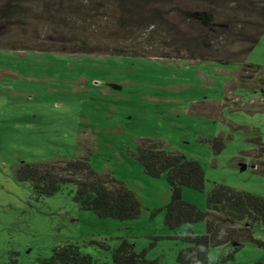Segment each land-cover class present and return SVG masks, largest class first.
Listing matches in <instances>:
<instances>
[{
	"label": "rangeland",
	"instance_id": "obj_1",
	"mask_svg": "<svg viewBox=\"0 0 264 264\" xmlns=\"http://www.w3.org/2000/svg\"><path fill=\"white\" fill-rule=\"evenodd\" d=\"M47 31L0 27V264L11 258L39 264L38 257L67 242H76L93 264H114L111 249L123 238L143 254L139 264H181L177 253L189 243L180 236L203 234L205 223L176 231L165 225L166 173L145 174L132 154L143 138L200 163L203 190L182 187L181 197L202 211L214 183L264 196V175L252 166L254 138L264 143L260 76L249 72L243 83L240 62L15 49L34 45ZM244 62L264 69V33ZM218 136L224 147L215 153L206 139ZM80 140L95 172L111 174L136 193L137 218L80 209L74 184L37 197L30 182L17 178L22 162L78 156ZM253 237L237 249L234 242L210 248L207 264H264V227L256 225Z\"/></svg>",
	"mask_w": 264,
	"mask_h": 264
},
{
	"label": "trees",
	"instance_id": "obj_2",
	"mask_svg": "<svg viewBox=\"0 0 264 264\" xmlns=\"http://www.w3.org/2000/svg\"><path fill=\"white\" fill-rule=\"evenodd\" d=\"M29 25H41L48 31L37 36L34 45L24 42L15 49L240 62L239 79L247 82L250 72L260 76L264 86V69L244 62L264 33V0H0V27L9 30ZM254 139L252 166L264 175V143ZM222 140L221 136L206 139L215 153L224 147ZM78 149V156L66 160L22 162L16 176L30 182L37 197L74 184L72 199L80 209L98 217L137 218L142 207L136 193L111 174L95 172L83 140ZM132 154L145 174L158 177L166 173L170 200L164 223L169 229L205 223L203 234L190 231L180 236L189 246L178 251L179 263L207 264L210 248L234 242L237 249L244 241H254L256 225L264 227V196L214 183L206 194L207 211H202L181 197L182 187L203 190L204 173L197 160L166 150L150 138L140 139ZM111 258L114 264L144 260L124 238L111 249ZM38 262L93 264V258L80 251L76 242H67L54 247L49 257H38ZM15 263L11 258L7 264Z\"/></svg>",
	"mask_w": 264,
	"mask_h": 264
}]
</instances>
